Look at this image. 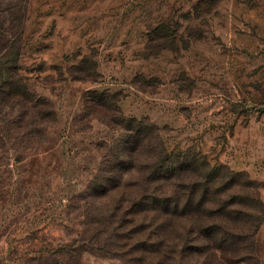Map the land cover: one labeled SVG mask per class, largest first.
<instances>
[{
    "label": "rangeland",
    "instance_id": "374dc122",
    "mask_svg": "<svg viewBox=\"0 0 264 264\" xmlns=\"http://www.w3.org/2000/svg\"><path fill=\"white\" fill-rule=\"evenodd\" d=\"M171 159L223 168L216 209L249 217L215 221L244 233L237 264H264V0H0V264H130L157 230L111 213L187 186L195 172L147 181ZM112 163L120 190L87 195Z\"/></svg>",
    "mask_w": 264,
    "mask_h": 264
},
{
    "label": "trees",
    "instance_id": "16d2710c",
    "mask_svg": "<svg viewBox=\"0 0 264 264\" xmlns=\"http://www.w3.org/2000/svg\"><path fill=\"white\" fill-rule=\"evenodd\" d=\"M126 129L128 132L135 133L132 137L134 144L131 146L135 150L138 148L136 144L139 145L144 138L140 135L142 129H138L135 124H128ZM119 165L112 163L109 169L104 172L105 174L95 176L89 189L91 192H88L87 195L103 196L119 191L120 171L118 168H125V165H120L121 167ZM129 167L130 165L127 168ZM146 168L148 172L150 167L146 166ZM175 170H178L181 175L189 171L195 172V177H192L190 183L182 187L181 191L177 190L170 195L156 194L153 191L140 196L129 195L126 199H120L121 202L117 203L116 208L113 209L111 214L119 225L123 222H125L123 225L132 224L136 222L137 216L143 214L144 218L148 217V221L145 226H143V221L136 225L142 226L139 232H142L144 228L151 227H153L152 230H157L155 234L152 231L153 235L152 237L149 235L148 239L138 238L132 241L133 243L130 245L132 255L130 254L127 261L130 264H237L240 262L239 257L244 255L235 251H238L237 247L245 242L244 233L240 232V234L227 225H223L222 222H216L215 218L224 215L231 221H244L249 216L242 215L241 209H232V206L239 204V201L226 198H223L222 205L216 209L217 200L210 195V189L214 186L215 180L225 178L223 168L210 166L201 159L196 162L182 161L178 163L171 159L152 164L147 181L165 178L166 175L171 176ZM161 171L164 175H155ZM127 203L128 206L125 207ZM119 210L124 213L120 218ZM168 214L182 216L184 221L190 222V233H185L186 241L182 238L183 235L175 234L174 230L168 231V234L165 235L161 233L157 218ZM189 234L194 235L189 237ZM121 236L127 238L124 240H128L129 235L126 233H121ZM229 249H233L236 254L227 255ZM217 251L222 252L220 258L223 259V263L218 262ZM213 259L216 260V263ZM243 261L241 260V262Z\"/></svg>",
    "mask_w": 264,
    "mask_h": 264
}]
</instances>
